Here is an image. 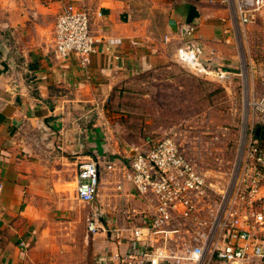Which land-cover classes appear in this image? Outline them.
I'll return each instance as SVG.
<instances>
[{
  "label": "crops",
  "instance_id": "obj_1",
  "mask_svg": "<svg viewBox=\"0 0 264 264\" xmlns=\"http://www.w3.org/2000/svg\"><path fill=\"white\" fill-rule=\"evenodd\" d=\"M72 1L89 12L97 42L87 74L55 52L63 0H0V264H108L134 248L130 232L105 230L148 222L152 202L135 193L127 168L100 166L97 197L84 204L76 165L92 154L120 159L123 151L106 137L114 90L174 62L188 26L196 27L202 61L232 73L220 83L229 101L236 100L242 56L249 84L264 68V46L253 43L264 33V7L238 27L230 7L236 0ZM258 137L264 145V127ZM75 201L90 209L84 222ZM93 216L105 229L94 236L87 231Z\"/></svg>",
  "mask_w": 264,
  "mask_h": 264
},
{
  "label": "built area",
  "instance_id": "obj_2",
  "mask_svg": "<svg viewBox=\"0 0 264 264\" xmlns=\"http://www.w3.org/2000/svg\"><path fill=\"white\" fill-rule=\"evenodd\" d=\"M54 26L55 52L67 60L75 58L87 74L90 58L97 52L91 34L90 14L72 0ZM231 18L238 27L253 23L264 0H236L230 3ZM195 26L184 30L186 41L175 53V61L194 75L219 83L232 73L205 64L193 39ZM264 127V97L251 103ZM259 129L246 126L239 132V149L222 191L216 192L201 170L186 154L177 134L147 140L143 148L107 162L96 154L76 165V195L84 204L97 197L99 168H127V177L138 196L153 204L146 223L105 230L96 216L87 220L91 235H121L130 232L131 251L116 254L108 264H264V145ZM120 189V186H118ZM23 246V245H22Z\"/></svg>",
  "mask_w": 264,
  "mask_h": 264
},
{
  "label": "rangeland",
  "instance_id": "obj_3",
  "mask_svg": "<svg viewBox=\"0 0 264 264\" xmlns=\"http://www.w3.org/2000/svg\"><path fill=\"white\" fill-rule=\"evenodd\" d=\"M253 43L256 49L263 47L264 33ZM258 51L256 56L263 58ZM241 60L235 101L227 99L228 91L219 82L196 76L175 61L131 78L114 90L108 103L106 137L128 155L131 149L146 146L147 139L172 136L176 129L177 141L207 183L216 192L222 191L237 157L239 132L247 125H254L255 130L261 127V117L252 113L249 104L264 97V68L257 70V83L249 84V69L243 56ZM230 107L236 110L223 109ZM75 204L84 222L90 209Z\"/></svg>",
  "mask_w": 264,
  "mask_h": 264
},
{
  "label": "trees",
  "instance_id": "obj_4",
  "mask_svg": "<svg viewBox=\"0 0 264 264\" xmlns=\"http://www.w3.org/2000/svg\"><path fill=\"white\" fill-rule=\"evenodd\" d=\"M259 130H262V128L260 127V128H258ZM147 140H150V139H147Z\"/></svg>",
  "mask_w": 264,
  "mask_h": 264
}]
</instances>
